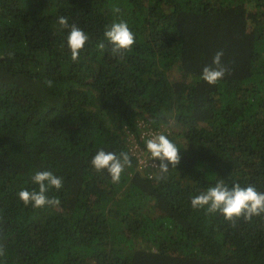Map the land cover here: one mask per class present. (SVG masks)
Here are the masks:
<instances>
[{"label":"trees","instance_id":"obj_1","mask_svg":"<svg viewBox=\"0 0 264 264\" xmlns=\"http://www.w3.org/2000/svg\"><path fill=\"white\" fill-rule=\"evenodd\" d=\"M61 15L89 37L77 61ZM120 20L135 44L117 56L104 31ZM157 132L181 157L164 179L137 170ZM100 149L129 155L118 183L92 166ZM44 170L60 205L25 206ZM219 180L264 193V0H0V264H264V214L192 208Z\"/></svg>","mask_w":264,"mask_h":264},{"label":"clouds","instance_id":"obj_2","mask_svg":"<svg viewBox=\"0 0 264 264\" xmlns=\"http://www.w3.org/2000/svg\"><path fill=\"white\" fill-rule=\"evenodd\" d=\"M119 8H114L113 12L118 13ZM61 29H68L67 46L70 49L71 59L77 61L81 50L84 48L89 37L86 32L77 24H69L68 17L61 15L58 18ZM104 39L111 45V52L121 56L130 52L135 44V35L129 28L126 21L113 22L104 31ZM97 47L105 49V43L100 42ZM223 50H219L213 57L212 64L206 65L201 73V78L210 85H216L225 77L228 68L222 62ZM139 150L138 171L143 175L155 173L160 169L157 179H164L169 172V165L175 168L180 163L179 150L168 136L157 132L156 136H151L145 141V145ZM147 156L152 158L148 160ZM140 159L146 160V165L141 168ZM160 162V163H159ZM91 164L97 172L107 169L113 183H118L125 165L131 166V160L127 153H114L100 149L92 157ZM32 183L38 185V190L25 188L21 189L17 196L25 206L43 209L48 206L58 207L60 200L49 193L54 189L57 192L63 187V178L54 174L51 170L36 172L32 177ZM191 206L194 209H206L209 214L220 213L228 221L235 224L238 218L245 221L252 220L264 214V193L257 191L254 185L241 186L239 183L231 187L222 180L217 181L214 186H210L206 191L192 197ZM4 255L0 248V256Z\"/></svg>","mask_w":264,"mask_h":264},{"label":"built area","instance_id":"obj_3","mask_svg":"<svg viewBox=\"0 0 264 264\" xmlns=\"http://www.w3.org/2000/svg\"><path fill=\"white\" fill-rule=\"evenodd\" d=\"M146 165V160L145 159H140V166L141 168Z\"/></svg>","mask_w":264,"mask_h":264}]
</instances>
